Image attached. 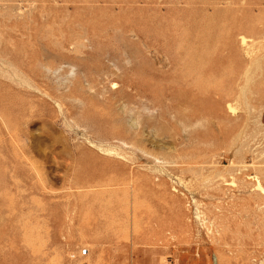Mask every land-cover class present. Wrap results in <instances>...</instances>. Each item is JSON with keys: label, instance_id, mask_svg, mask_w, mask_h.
<instances>
[{"label": "rangeland", "instance_id": "obj_1", "mask_svg": "<svg viewBox=\"0 0 264 264\" xmlns=\"http://www.w3.org/2000/svg\"><path fill=\"white\" fill-rule=\"evenodd\" d=\"M0 264H264V0H0Z\"/></svg>", "mask_w": 264, "mask_h": 264}, {"label": "bare ground", "instance_id": "obj_2", "mask_svg": "<svg viewBox=\"0 0 264 264\" xmlns=\"http://www.w3.org/2000/svg\"><path fill=\"white\" fill-rule=\"evenodd\" d=\"M220 71H221V70H220ZM220 71H219V73H221ZM260 188H261V186H260ZM262 188H263V187H262ZM261 190H262V189H261Z\"/></svg>", "mask_w": 264, "mask_h": 264}]
</instances>
